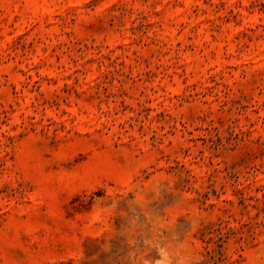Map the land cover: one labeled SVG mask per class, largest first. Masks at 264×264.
Returning <instances> with one entry per match:
<instances>
[{
	"label": "rangeland",
	"instance_id": "374dc122",
	"mask_svg": "<svg viewBox=\"0 0 264 264\" xmlns=\"http://www.w3.org/2000/svg\"><path fill=\"white\" fill-rule=\"evenodd\" d=\"M0 264H264V0H0Z\"/></svg>",
	"mask_w": 264,
	"mask_h": 264
}]
</instances>
